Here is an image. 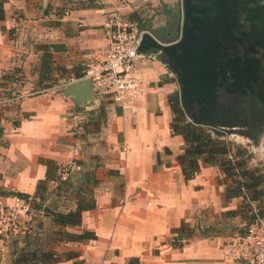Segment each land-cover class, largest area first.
I'll return each mask as SVG.
<instances>
[{
  "label": "crops",
  "instance_id": "obj_1",
  "mask_svg": "<svg viewBox=\"0 0 264 264\" xmlns=\"http://www.w3.org/2000/svg\"><path fill=\"white\" fill-rule=\"evenodd\" d=\"M2 1L0 97L42 92L0 107V198L10 202L13 194L38 195L44 208L67 213L80 197L71 191L74 185L45 182V161H52L60 174L77 162L70 171L79 180L93 165L88 171L96 184L88 188L95 207L82 212L78 227L65 230L91 232L96 239L54 247L80 255L57 264H130L131 259L139 264H245L233 248L248 216L226 214L237 211L242 199H225L217 166L199 161L198 173L186 181L176 161L184 142L171 133L167 100L179 88L159 57L134 66L141 80L135 113L93 90L88 106L63 95V81L82 77L104 60L103 25L111 11L121 9L120 0ZM51 45L57 84L41 85L40 60ZM257 136L264 141V135ZM45 213H37L34 223L42 224L39 231L47 235L59 228L52 223L54 214ZM183 223L191 236L175 248L174 232ZM5 259L9 264V255L0 257V264Z\"/></svg>",
  "mask_w": 264,
  "mask_h": 264
},
{
  "label": "water",
  "instance_id": "obj_2",
  "mask_svg": "<svg viewBox=\"0 0 264 264\" xmlns=\"http://www.w3.org/2000/svg\"><path fill=\"white\" fill-rule=\"evenodd\" d=\"M239 12L250 25V32L242 33L244 39L238 40L240 48L230 41ZM182 17L178 40L164 44L144 33L138 52L157 55L172 71L180 106L191 123L255 138L259 128L239 122L238 103L239 92L245 94L244 88L249 87L260 63L250 54H257L256 48L264 50V0H182ZM227 76L234 80L238 94L230 105H217L218 78L225 80ZM63 95L77 106H88L93 98L90 79L70 84ZM43 211L54 214L47 207Z\"/></svg>",
  "mask_w": 264,
  "mask_h": 264
},
{
  "label": "trees",
  "instance_id": "obj_3",
  "mask_svg": "<svg viewBox=\"0 0 264 264\" xmlns=\"http://www.w3.org/2000/svg\"><path fill=\"white\" fill-rule=\"evenodd\" d=\"M88 2L90 0H87ZM4 19L3 1H0V21ZM139 26V30H142ZM51 48V50H50ZM43 54L39 65V83L47 84L50 81L52 71V51L55 46L51 45ZM168 105L171 110L172 119L170 122L171 133L175 136H181L184 142L182 153L176 158L181 167L182 175L186 181L191 180L199 171V161L207 166H217L222 174V183L225 185V199L241 198L242 204L235 212H227L228 216L236 213H243L248 216L247 226L252 223L255 216L264 220V174L261 170L247 167L249 156L245 149L235 147L230 142L213 136L206 128L197 126L187 120L184 111L179 102L178 93L168 96ZM103 115V113H102ZM100 113V116H102ZM77 164V162H76ZM47 168L45 182H58L61 186L72 185L70 183V174L66 180H61L60 172L52 161H45ZM78 165V164H77ZM93 165H87L85 172L79 174L80 180L75 187V195L80 197L76 201L74 210L67 213L57 212L52 216V223L59 229L51 231L44 235L39 229L42 224L35 223L31 231L21 237H15L11 246L9 264H57L60 262L76 260L80 255L76 251L60 252L54 247L67 243H81L83 241H95L96 236L87 231L81 233H69L65 228L78 227L81 223V214L83 211L91 210L95 207L93 199L89 201L81 198L86 195L91 196L89 186L96 184L91 172L88 171ZM69 181V182H68ZM71 184V185H70ZM38 186L37 189H41ZM72 188V186H71ZM82 194V195H80ZM20 197H28L25 194H13ZM38 203L34 204V209L42 211L40 215H45L42 199L38 195H33ZM255 213V214H254ZM246 226V227H247ZM245 227V229H246ZM174 232L172 246L181 248L191 236V228L184 223ZM245 232V231H244ZM244 233L241 235L243 236ZM23 239V240H22ZM21 240V241H20ZM45 240L43 248L33 246L38 245ZM130 264H139L138 259H131Z\"/></svg>",
  "mask_w": 264,
  "mask_h": 264
},
{
  "label": "built area",
  "instance_id": "obj_4",
  "mask_svg": "<svg viewBox=\"0 0 264 264\" xmlns=\"http://www.w3.org/2000/svg\"><path fill=\"white\" fill-rule=\"evenodd\" d=\"M103 31L108 41V51L104 60L97 67L85 72L82 77L71 79L62 85V88L88 78L97 96H106L117 107L135 113L134 102L140 94L141 80L133 74L134 66L141 59L155 60L157 57L154 54L138 52L142 35L149 32L140 31L135 23L122 19L117 13H112L108 17L103 25ZM41 92L0 97V107L33 97ZM75 167L76 162L73 161L62 171L60 178L66 180L70 170ZM8 200L10 202L0 198L1 242L4 238H15L29 233L37 213H42L34 209V204L38 203V200L33 196L11 195ZM2 251L3 247H0V252ZM233 252L236 258L245 264H264V220L255 216L254 221L246 227L244 235L236 240Z\"/></svg>",
  "mask_w": 264,
  "mask_h": 264
},
{
  "label": "rangeland",
  "instance_id": "obj_5",
  "mask_svg": "<svg viewBox=\"0 0 264 264\" xmlns=\"http://www.w3.org/2000/svg\"><path fill=\"white\" fill-rule=\"evenodd\" d=\"M120 3L121 9L113 10L110 13H117L122 17V19L135 23L138 28L139 26H142L143 28L140 31H148L153 37H156L160 42L164 43L173 42L180 37L183 19L182 0H120ZM157 58L158 56L156 57V59ZM159 59L162 60L161 58ZM167 70L169 74L172 75V80L176 84L174 74L171 73L172 71L168 67ZM53 74L54 71L50 73V81L47 82V85L57 84L58 78H55ZM68 80L69 79L63 81V84L68 83ZM36 92V90H30L26 93L34 94ZM12 93L17 92L15 90ZM238 119L240 123L244 124V122L240 121V118ZM187 120L189 119L187 118ZM204 128H206L207 131L210 132L213 136L226 140L235 147L245 149L247 151V155L249 156V162L247 163L248 168H257L262 172L264 171V141L261 138H259V140H257L258 138H255L256 140H253L242 135L240 136L236 134H226L218 128ZM259 131L260 136L257 137H262V135H264V125L259 128ZM69 173L70 175L74 176L71 183L76 187L78 183H80L79 178L74 175L73 171H70ZM75 187H73V190L71 189L72 192L75 191ZM85 200L89 201L90 197L85 195ZM228 230L231 231L230 228H227V231ZM231 233L232 232H230L229 234ZM45 234L46 233H44V235ZM22 236L23 235H21L20 237L22 238ZM13 239L14 237H11L9 239L4 238L3 241L0 242L3 245V248L7 247V251L4 250V252H0L1 258H6V256L9 255V252L11 251L10 244L15 241ZM44 245L45 240H43L38 245L34 243L33 245H31V247L33 248L34 246L35 248L36 246V248H43ZM4 263H8L6 259L4 260L3 264Z\"/></svg>",
  "mask_w": 264,
  "mask_h": 264
},
{
  "label": "flooded vegetation",
  "instance_id": "obj_6",
  "mask_svg": "<svg viewBox=\"0 0 264 264\" xmlns=\"http://www.w3.org/2000/svg\"><path fill=\"white\" fill-rule=\"evenodd\" d=\"M246 1L247 0H243V2ZM250 5L253 6L254 4ZM244 17L245 14L242 12L237 14L236 30L233 33L234 37H231L230 39L232 46L239 47L238 40L244 39L242 33L247 34L250 32V25L245 21ZM256 49L258 50V53L250 55L258 59L260 63L259 66L255 67V77L249 82V87L247 89L244 88L245 94L243 95L239 92L240 101L238 104L241 113V116L239 117L240 121L248 126L260 128L264 125V50L261 48ZM218 79L221 86L217 90V105H230L234 96L238 94L235 92L236 88L233 85L234 80L229 76H227L225 80H220V77Z\"/></svg>",
  "mask_w": 264,
  "mask_h": 264
}]
</instances>
